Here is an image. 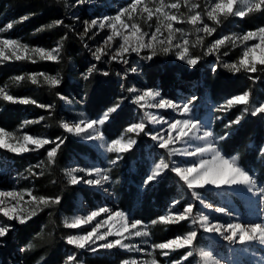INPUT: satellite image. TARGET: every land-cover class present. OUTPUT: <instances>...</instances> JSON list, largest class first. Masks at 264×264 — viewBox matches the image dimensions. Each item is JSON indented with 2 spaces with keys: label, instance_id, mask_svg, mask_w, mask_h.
Masks as SVG:
<instances>
[{
  "label": "snow or ice",
  "instance_id": "6c2138e0",
  "mask_svg": "<svg viewBox=\"0 0 264 264\" xmlns=\"http://www.w3.org/2000/svg\"><path fill=\"white\" fill-rule=\"evenodd\" d=\"M67 6L68 0H64ZM84 0H75V4H82ZM143 5V7H138ZM185 7L188 8V15H177L165 8L175 9L179 12L181 4L179 0L165 4L164 0H159V5L154 9L143 3V0H131V3L121 8L113 16H102L98 19L83 21V34L80 35L81 41L85 36L92 32L93 28L99 31L92 33L89 39L99 35L104 30H109L103 40V45L96 47L95 50L89 49L92 52L93 59L99 63L116 62L124 65H129L128 57L135 54L143 60L151 61L157 55H168L174 53L176 59L184 62L189 67H195L201 60L200 55H194L190 52V47H204L203 56L215 55L217 59L221 55V46L228 47V44L235 46L237 40L242 43L257 40L254 43L245 46L238 62L225 63V69L232 73H239L243 70L246 73L264 72V23L259 24L255 29L248 30L243 34L223 35L218 37L205 46L204 38L197 35L195 41H190L189 33H186L183 28L174 27V24L187 23L192 26V32L199 34L205 33L212 36L217 31V27L222 21L221 17L227 20L231 18L244 19L249 14H259L264 18V0H211V5L206 9L207 19L214 22L216 26H209L202 18V13L193 11L198 8L197 4H189L188 0H184ZM139 13L142 17L147 13L145 23L153 20L155 15L154 31L149 33L142 29L137 22L128 23L124 19L127 14V21H133V16ZM34 14H27L21 17V21H27ZM75 19H79L76 17ZM63 25L70 31L74 30L71 25L64 24L63 20H55L49 23L46 27L51 29ZM13 23L6 25L7 29H12ZM43 27L38 31H42ZM149 27L153 25L149 24ZM3 29H0L2 32ZM167 33V35H165ZM179 34V35H177ZM67 36L57 41L56 46L45 49L40 46H29L22 43L18 39L0 38V64L4 61H28L33 64L38 61L60 62V53L63 48V40ZM117 38L119 42L117 43ZM175 41V43H174ZM115 45V47H113ZM84 47L88 48V44L84 43ZM142 52H147V55L141 56ZM229 52L226 50L222 55L227 56ZM107 57V60H104ZM257 65L262 67L258 68ZM213 71L216 68L213 67ZM133 74L138 72L136 67L125 69V73ZM94 73H99L104 77H108L110 73L106 70L101 71L95 63L91 64L85 72L81 73L82 78L87 81ZM121 81L127 79V75H121ZM38 77L43 78V83L50 88H57L61 85L62 80L59 73L50 75L48 73H31L28 74V79L33 85L41 83ZM24 75L14 76L11 78L13 82L25 80ZM250 79L252 77H249ZM121 92L135 94L129 96H118L115 102L104 109L96 118H89L85 112L78 113L80 119L75 121H61L60 127L70 136L80 138L87 141H103V147L109 154H114L108 159V164L111 166L117 165L125 158V154L134 149L138 143V138L143 134L145 137H150L155 142V146L167 152L168 160L161 157L158 162L146 171L143 179V185L148 187L153 183L159 182L166 174L172 173L183 182L188 192L191 193L193 200L199 203L205 209H212L216 213L229 216L227 222H212L209 216L203 213L194 215L195 204L184 203L181 205L180 200H174L168 208L165 215L159 216L152 223H160L163 225L181 224L182 222L191 221L192 224L198 225L199 229L204 233H214L224 241L232 245L264 246V217L257 220H241L239 216L226 210L224 207H214L207 203L201 195L202 191H212L215 189L221 194H229L237 189L245 193H254L264 196V184L258 182L254 174L244 168L239 163V153L228 155L224 152L220 145L221 141H226L229 133L217 136L209 127V123L202 122L194 116L193 102L190 100L183 104L174 100L167 99L162 96L159 89H139L135 86L126 87L123 82L120 84ZM60 100L66 103H71L68 97L60 93L56 94ZM195 98H193L194 100ZM0 100L10 102L12 104L28 105L33 104L37 107L52 111L55 106L52 104H40L31 97H14L8 91L6 86H0ZM135 104L139 109H170L172 115L163 117L153 114L149 111H144L143 119L137 122H132L124 127L119 135L111 140L105 136L103 128L106 123L114 119L112 114H118V110H122L124 101ZM237 105H243L241 115L235 119L228 121L226 128L240 125L246 114L253 117L258 114H264V101L254 103L251 99L250 91H244L240 94L227 98L223 104L219 105L215 110L217 112H228L231 108ZM2 111V109H0ZM180 117V118H177ZM222 117H217L221 119ZM45 119L44 116L38 120H25L21 124V129L25 125L39 123ZM264 119V115L261 116ZM152 125H166L164 128L148 129L145 123ZM134 134V135H129ZM68 137H56L51 139L48 137H37L30 134L18 135L16 132H9L0 127V149L6 150L8 153H13L17 156L38 151L46 145L52 144L54 147L47 149V163L54 164L61 146L67 141ZM176 145H180L177 147ZM31 146V147H30ZM260 154L264 156V147L258 149ZM180 156L182 161H172L171 157ZM44 161L35 165L40 168L44 165ZM31 175L38 174L28 170ZM111 168L101 169L100 167L82 168L73 167L66 171V176L69 178L68 183L75 186L85 184L103 188L109 183L110 176L108 172ZM83 173V175H77ZM39 175H43L40 172ZM92 177V178H87ZM107 191V189H105ZM25 195L30 197V200H25ZM13 201L15 203H13ZM62 197H45L33 195L31 189L23 191H0V215L6 218L7 221H15L19 225H25L29 220L35 217L38 212L45 208H51L60 205ZM23 202V203H22ZM177 205H181L177 208ZM104 216L103 219H98ZM235 216V219L231 217ZM95 221V223H93ZM84 225H92L90 230H86L79 234H69L66 236V244L73 246L77 250H87L96 253L99 249L104 250H124L126 252L142 253L144 250L136 244L126 243L134 238L148 237L149 231L146 226L142 228L143 221L134 220L123 210H113L107 206H101L88 211L84 215H75L65 218L64 227L68 229H79ZM15 227L11 223H5L0 220V240L7 236ZM106 231H101L104 228ZM199 236V232L195 228H191L182 235L174 236L164 242L154 243L151 245L152 251L148 253L151 257L149 260L138 259H122L120 264H161V261L156 258L154 253L159 250V255L169 257L173 252L181 249H186L178 259H171L168 264H191L190 258H194L195 242ZM114 237V239H109ZM103 242V243H101ZM146 242V241H145ZM2 246V244H0ZM33 245L28 244L27 250H31ZM25 251V249H21ZM198 264H221V261L216 259L211 251L203 249L198 250ZM38 261V264H42ZM77 261L75 253L67 257V264H73Z\"/></svg>",
  "mask_w": 264,
  "mask_h": 264
},
{
  "label": "trees",
  "instance_id": "16d2710c",
  "mask_svg": "<svg viewBox=\"0 0 264 264\" xmlns=\"http://www.w3.org/2000/svg\"><path fill=\"white\" fill-rule=\"evenodd\" d=\"M65 6L64 0H0V29L7 23H13L12 35L15 38L22 37L29 45L40 46L50 49L56 46L57 41L67 36L63 40V48L60 53V62L38 61L33 64L28 61H15L12 64L0 65V86L8 82L14 75H24L26 78L19 84L9 85L11 93L15 96H25L35 99L40 104H52L55 108L50 112L33 104L22 105L12 104L0 100V126L6 129L20 128L23 118L32 116L45 119L39 123L29 126V132L43 133L51 139L67 136V141L61 146L54 164L47 161L40 171L43 175L33 176L30 185L34 195L45 197H62L60 205L45 208L43 211L29 220L25 225H15L7 236L2 238L0 246V264H67V257L75 253L78 264L83 260L86 264H117L124 258H129L128 253L114 251L103 253V255H83L80 250L66 244V236L74 234L75 230L64 227L63 217L73 215L78 209V201L83 198L85 202L92 206H98L104 197L100 192L94 191L81 185H71L68 183L66 171L68 167L76 163L85 165L86 156L93 160H100L97 150L65 133L60 127V122L65 119H74L76 114L66 109L63 100L56 95L60 93L67 97L81 99L82 110L89 118H96L101 112L115 102L116 97L123 95L120 84L121 79L111 68L110 75L104 77L99 73H94L85 81L79 74L89 67L90 54L84 47V40L75 30H69L63 25L55 28L46 26L55 20H63L64 24L71 25L67 16L70 11V2ZM75 1V0H74ZM107 0H84L81 4L82 14L88 16L91 8L103 11ZM200 1V10L209 26H216L213 21L207 19L205 0ZM102 4V5H101ZM27 14H34L27 21H21V17ZM221 23L216 26L217 31L213 33L211 40L230 32H246L255 29L259 24L264 23V18L259 14H249L246 18H231L225 20L220 18ZM43 27L42 31H38ZM72 26V25H71ZM228 51L227 56L222 55ZM219 59L215 55L201 56L200 62L192 69L184 67L180 63H173L163 57L157 56L149 63L142 65V73L138 84L143 88H161L163 93L171 99H178L180 96H187L192 92L193 86L197 85L199 96L206 97L208 93L215 104L225 99L250 91L251 99L254 103L264 101V72L246 73L243 70L239 73H232L224 68L225 63L238 62L242 48L238 45L228 44L222 46ZM215 63L216 71H213L211 64ZM258 68L262 67L257 65ZM48 73L59 77L62 83L57 88H50L43 83V78L39 85H33L27 78L31 73ZM249 77H252L251 79ZM243 105H237L228 112H217L222 115L220 120H214L213 131L216 135L229 133L226 141H221L220 145L228 155L239 153V163L250 170L257 178L258 182L264 184V156L258 151L264 147V119L258 114L253 117L246 114L240 125L226 128L228 121L241 115ZM114 119L106 123L103 131L108 139L116 138L124 127L129 123L136 122L142 115V111L127 100L122 105V110L118 114H112ZM150 129V128H148ZM134 135V134H129ZM45 150L38 154L16 156L0 149V161L4 158L13 160L14 167L19 171L28 170L30 167L36 169L34 164L45 158ZM114 154H110L113 157ZM40 157V158H39ZM163 157L168 160L167 152L155 146V142L150 137L143 134L138 138V143L132 151L125 154V158L117 165L111 167L109 171L113 183V190L116 195L117 206L132 215L134 218L151 222L159 216L164 215L174 200L184 203H194L195 210H200L199 202L191 198L182 181H179L174 174L168 173L159 182L145 187L143 179L146 171L159 159ZM8 186V185H5ZM204 199L220 206L224 204L226 197H231L241 204V200L234 194H221L215 189L212 191H202ZM181 205H177L179 208ZM0 220L11 223L0 215ZM191 221L181 224L162 225L156 224L153 234L156 241H166L177 235H182L193 228ZM199 232L195 242L194 258H190L191 263L199 261L198 250L209 243L207 235L194 225ZM33 245L31 250H27L28 244ZM25 249V251H21ZM186 249H181L174 253L173 259H178ZM114 256V258H113Z\"/></svg>",
  "mask_w": 264,
  "mask_h": 264
},
{
  "label": "rangeland",
  "instance_id": "374dc122",
  "mask_svg": "<svg viewBox=\"0 0 264 264\" xmlns=\"http://www.w3.org/2000/svg\"><path fill=\"white\" fill-rule=\"evenodd\" d=\"M164 2H165V4H167V3L175 2V0H164ZM179 2L181 4V8H180L179 12H177V10H175V9H168V8H165L164 10L172 12V13H176L177 15L183 14L186 17L189 14L188 8L185 7L184 0H179ZM74 3H75L74 0L70 2V8H69L70 11H69L67 18L69 21H71V23H72L71 25H72L73 29L80 36L81 34H83V28H84L83 21H85V20L90 21L91 19H98V18H100L102 16H106V15L107 16H113L121 8L130 4L131 0H107L106 4H104L105 9L103 11H101V12L98 11L99 13H96L95 12V11H97L96 8H91L88 12V16H85L84 14H82L81 4H75V6H73ZM143 3L147 4L149 7L154 9L156 6L159 5V0H143ZM188 3L189 4L194 3V4L199 5V7L194 9L193 11L201 12V10H200L201 4H200L199 0H188ZM205 3H207V9H208L211 5V0H205ZM138 7H143V5L138 6ZM76 17H79V19L78 20L75 19ZM146 17H147V13H144L142 17H140L139 13H137L136 15L133 16V21H127V14H126L124 19L129 24L132 22H137L142 27V29L151 33L154 31L155 15L153 16V20L148 21L147 23H145ZM202 18L204 19L203 15H202ZM205 22H206V20H205ZM149 24L153 25V27L150 28ZM6 25L2 28L3 31L0 32V38L18 39L22 43L28 44L26 41H24L22 39V37L15 38L12 35V32H11L12 29H10V30L7 29ZM174 27L183 28L186 33H189L188 38L190 39V41H195L197 39V35L204 38V45L205 46L208 44V42L212 41L210 39L212 36H208L205 33L196 34V33L192 32V26L188 25L187 23L174 24ZM97 31H99V30L96 28H93L92 32H90L88 34V36H85L84 41H83L84 43H87L89 46L88 48H86L87 52L90 54L89 66L91 64L95 63L97 65L98 69H100L101 71L106 70L109 73L111 72V68H112L115 74L117 72H120L121 75H125V74L127 75V79L123 81V83L125 84L126 87L135 86L141 90L145 89L141 85L138 84V80H140V76L142 73V65L149 63L150 61L143 60L140 57L136 56L135 54H131L128 57L129 65H124V64H120V63H116V62H111V63L96 62L93 59L92 52L89 49L95 50L96 47L102 46L105 36L107 34H109V30L106 29V30L100 32V34L95 36L94 38H92V39L88 38L89 36H92V33L97 32ZM233 33L243 34L244 32L234 31V32H230L227 35H232ZM165 35H167V33H165ZM177 35H179V34H177ZM118 42H119V40L117 38V43ZM174 43H175V41H174ZM254 43H258V41L257 40H251V41H247V42L242 43L241 41L237 40L235 45L240 46L242 48V51H243L245 46H248V45H251ZM29 46H32V45H29ZM113 47H115V45H113ZM204 50H205V48L200 47V46L195 47V48L190 47V52L194 55H198V53H200V52L203 53ZM147 54H148L147 52H142L141 56H144ZM241 54H242V52H241ZM157 56H159V55H157ZM210 56H213V55H210ZM160 57H163L167 60H170L173 63H180L184 67H187L190 69L194 68V67H189L184 62L176 59L174 53H169L168 55H162L161 54ZM104 60H107V57H104ZM13 62H15V61L14 60L12 62L4 61L0 65H8V64H12ZM230 63H233V62H229V64ZM216 66L217 65L215 63L211 64L212 69H213V67L216 68ZM129 67H136L138 69V72L135 74H133L131 72L125 73V69H127ZM79 75L81 76V74H79ZM14 76H19V74L14 75ZM118 77L120 78V76H118ZM11 83H15V82H13L11 80V78H9L8 82H5L1 86H6V91H8L14 97H19V96H15L13 93H11V90L9 87V85ZM147 89H153V88H147ZM154 89H159L161 91V94L163 97L170 99V100H174V101L181 103V104L191 100L193 102L195 118L199 119L202 122L209 123V127L211 128L212 131H213L214 120H220V119H217V117H222V115L216 114L215 109L219 105L223 104L226 99L224 101H221L218 104H215L212 102L208 93L206 94V97L199 96L196 84L193 86L192 92L189 95L180 96L178 99H171L170 97L166 96L163 93L161 88H154ZM123 95L130 97L131 95H135V94H129L127 92H124ZM20 97H25V96H20ZM68 98L71 101V103H66L64 101L65 107L67 110H69V112H72V113L76 114L77 116L74 119L68 118V119H65L64 121H75V120L80 119V117L78 116V113L83 111L82 107H81V104H82L81 99L80 98H74V97H68ZM193 98H195V99L193 100ZM140 111H142V115L137 121H140L141 119H143L144 111H149L153 114H156L158 116H163V117H170L172 115V112L170 109H144V110L140 109ZM177 118H180V117H177ZM38 119L39 118L34 119V117L32 118V116H28V117L23 118L22 122L25 120H38ZM145 123H146L147 128H150V129L166 127V125H155L154 126L152 124H148L146 120H145ZM30 125L31 124L25 125V126H23L22 129H21V127L17 128V129H11V130L6 129L4 127H2V128H4L5 130H7L9 132H16L18 135L30 134V135L37 136V137H47L41 132L36 133V134L30 133L28 131ZM77 139H79L80 141L87 143L88 145L95 148L97 150L98 154L100 155V160H93V159H90L88 156H86L85 158H86L87 164L78 165L76 163H73L68 167L67 170H69L73 167H82V168L100 167L101 169L113 167V166L108 164V159H109L110 154L105 151V149L103 147V144H104L103 141H87V140H82L80 138H77ZM108 140H111V139H108ZM176 146L180 147V145H176ZM51 147H54V145L49 144V145H46L44 148H42L38 151H32V152L25 153V154L20 155V156L38 154L43 150H45V152H46L47 149H49ZM11 154L15 155L13 153H11ZM170 159L172 161H182L184 158L180 157V156H176V157H171ZM41 161L46 162L47 156H45V158H43L42 160L37 162V164H39ZM37 164H34L33 166L35 167V165H37ZM44 165H45V163H44ZM44 165H42L40 168H36V169H34L32 167H30V168L32 169V172L39 174L41 172L40 170L43 169ZM28 170L19 171V169L17 170L14 167V163H13L12 159H10V158L2 159L0 161V191H23L26 189L32 190L31 185H30V182H31L30 180L33 179V175H31V173ZM77 175H83V173H77ZM108 175L110 176L109 172H108ZM87 178H92V177H87ZM5 185H8V186H5ZM78 185H81L83 187H88L94 191L100 192L101 195L104 197V200H101V202H99L98 206L92 207V206L88 205L83 198H80V200L78 201V209L76 210V212L71 216H64L63 222H64L65 218L70 219L71 217H73L75 215H84L88 211H90L94 208H97V207H101V206H107L113 210H117V209L121 210L117 206L116 195H115V192L113 190L112 179H110L109 183L105 184L103 188L88 186V185H85L83 183L78 184ZM105 189H107V191H105ZM32 193H33V191H32ZM232 193H234L241 200V204L239 202H236L235 200H233L230 196L226 197L224 199V204L220 205V206L214 205L213 203L209 202L208 200L204 199L203 197L202 198L207 203L212 204L214 207H224L229 212L239 216V218L241 220H253V221H255L260 217H264V196H261L259 194H254V193H245L239 189H237L235 192H232ZM33 195H34V193H33ZM25 200H30V197L25 195ZM13 203H15V202L13 201ZM199 205H200V208H199L200 210L194 211V215H196L197 213H203V214L209 216V218L212 222H216V221L227 222L230 219L229 216H226V215H223L220 213H216L212 209H205V208H203V206L200 203H199ZM130 216L132 219L138 220V219L134 218L132 215H130ZM103 218H104V216L99 217L98 219H103ZM231 218L235 219V216H233ZM12 223L18 225V223L15 221H11V224ZM93 223H95V221ZM156 224H160V223H156ZM156 224L143 221L142 228L146 226V230L149 231V236L148 237L134 238V239H131L129 241H126V243L136 244L140 248H142L144 251L142 253H137V252H126L124 250H119V251H122L124 253H128L129 258H124V259H138L141 261L151 259V257L148 255V253L152 251L151 245L154 243L164 242V241H160V242L156 241V237L153 234V230H155ZM190 225L193 228L195 227L194 224H192V222L190 223ZM91 226L92 225H84L82 228L73 229V230H75L74 234H79V233H82L86 230H90ZM106 230H107V228L105 227L101 231H106ZM205 234L207 235V238L209 239V243L201 249L206 250V251H211L213 253L214 257L221 261V264H264V246H260L258 244L253 245V246H246V245L242 246V245H238V244L232 245V244H229L227 241H224L219 236H216L214 233H205ZM109 239H114V237H110ZM101 243H103V242H101ZM0 244H2L1 240H0ZM114 251H118V250L117 249H113V250L99 249L96 253H93V252L87 251V250H80L79 252L82 253V257H83V255H86V254L87 255H89V254L90 255H99V254L103 255L104 252L108 253V252H114ZM174 253L175 252H173L169 257L165 258V257L160 256L159 250H157V252L154 253V255H156V258L161 261V264H168V261L173 259L172 256L174 255ZM72 254H73V252L71 253V255ZM113 258H114V256H113ZM120 262L117 264H120ZM36 264H38V263H36ZM78 264H86V263L83 260H81L78 262ZM186 264H187V262H186ZM191 264H198V262L191 263Z\"/></svg>",
  "mask_w": 264,
  "mask_h": 264
}]
</instances>
